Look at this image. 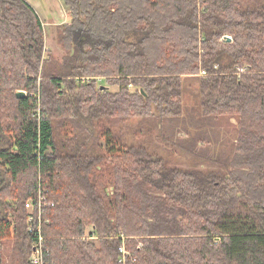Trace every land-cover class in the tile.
<instances>
[{
    "label": "trees",
    "instance_id": "16d2710c",
    "mask_svg": "<svg viewBox=\"0 0 264 264\" xmlns=\"http://www.w3.org/2000/svg\"><path fill=\"white\" fill-rule=\"evenodd\" d=\"M62 2L0 0V264H264V0Z\"/></svg>",
    "mask_w": 264,
    "mask_h": 264
},
{
    "label": "rangeland",
    "instance_id": "374dc122",
    "mask_svg": "<svg viewBox=\"0 0 264 264\" xmlns=\"http://www.w3.org/2000/svg\"><path fill=\"white\" fill-rule=\"evenodd\" d=\"M46 36L48 38L47 47L54 53V55L61 57L64 54L63 49L60 45H58L55 39V29L54 27L47 26L46 27ZM226 37H230V35H226ZM232 39V38H231ZM198 83L196 81H187L186 86H188V91L185 92L184 100L188 104H194L196 98V91H197ZM107 86V85H105ZM114 89V88H113ZM223 122L225 125V131L233 132L234 128L237 129V119L235 116H228L223 118ZM158 130H154V138H146L145 134H139L138 137L128 135V143L130 145H138L143 144L145 145L151 152L161 156L166 161H169L171 164L181 166V167H191L192 166V159L188 156L182 154V152L171 145H166L163 141L158 139ZM182 136H185L182 134ZM145 138V139H143ZM91 227H88L87 231L89 232Z\"/></svg>",
    "mask_w": 264,
    "mask_h": 264
},
{
    "label": "crops",
    "instance_id": "0c3cea01",
    "mask_svg": "<svg viewBox=\"0 0 264 264\" xmlns=\"http://www.w3.org/2000/svg\"><path fill=\"white\" fill-rule=\"evenodd\" d=\"M38 13L45 29L47 26L54 27L56 39V26L69 23L70 15L64 7L62 0H26ZM48 38L46 36V45ZM56 42V41H55ZM49 48V47H48ZM92 228L88 232L91 234Z\"/></svg>",
    "mask_w": 264,
    "mask_h": 264
},
{
    "label": "built area",
    "instance_id": "2783aa9c",
    "mask_svg": "<svg viewBox=\"0 0 264 264\" xmlns=\"http://www.w3.org/2000/svg\"><path fill=\"white\" fill-rule=\"evenodd\" d=\"M225 39H226V37H225ZM46 49H49V48L47 47ZM239 70L244 71L245 68L239 69ZM82 79L83 80H89L90 78L83 77ZM44 201H45V197L40 193L38 200H37V207L35 206V203L31 199H29L26 202V208L30 213V216H29L30 221H33L34 219L40 221L41 214H42V206H43ZM36 212H37V214H36ZM39 232H40V228H39ZM92 238H96V237L94 236ZM43 240H44L43 237L41 235H39L38 241L34 245V248H33V251L31 253V257H30L32 264H44V262H45ZM120 251L123 254V257H125V255H127V251H126L124 246L121 247ZM123 260H124L123 258L120 259L121 262Z\"/></svg>",
    "mask_w": 264,
    "mask_h": 264
},
{
    "label": "water",
    "instance_id": "95a60500",
    "mask_svg": "<svg viewBox=\"0 0 264 264\" xmlns=\"http://www.w3.org/2000/svg\"><path fill=\"white\" fill-rule=\"evenodd\" d=\"M226 39H228V41H231L230 37H226ZM16 94L18 97H25L26 96V92L22 91V90L18 91Z\"/></svg>",
    "mask_w": 264,
    "mask_h": 264
}]
</instances>
